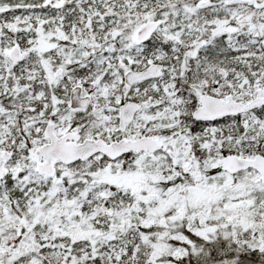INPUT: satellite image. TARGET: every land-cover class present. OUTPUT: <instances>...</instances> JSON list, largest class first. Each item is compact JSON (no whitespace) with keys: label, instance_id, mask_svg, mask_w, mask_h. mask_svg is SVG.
<instances>
[{"label":"snow or ice","instance_id":"snow-or-ice-1","mask_svg":"<svg viewBox=\"0 0 264 264\" xmlns=\"http://www.w3.org/2000/svg\"><path fill=\"white\" fill-rule=\"evenodd\" d=\"M0 264H264V0H0Z\"/></svg>","mask_w":264,"mask_h":264}]
</instances>
